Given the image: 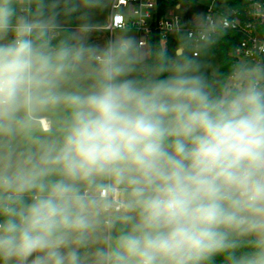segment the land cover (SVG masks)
<instances>
[{
	"label": "clouds",
	"instance_id": "clouds-1",
	"mask_svg": "<svg viewBox=\"0 0 264 264\" xmlns=\"http://www.w3.org/2000/svg\"><path fill=\"white\" fill-rule=\"evenodd\" d=\"M121 14L0 0V264H264V60L209 75L178 19L169 54Z\"/></svg>",
	"mask_w": 264,
	"mask_h": 264
},
{
	"label": "built area",
	"instance_id": "built-area-1",
	"mask_svg": "<svg viewBox=\"0 0 264 264\" xmlns=\"http://www.w3.org/2000/svg\"><path fill=\"white\" fill-rule=\"evenodd\" d=\"M159 1L113 0L112 3L122 14L118 20L112 17L110 23L116 28L127 27L136 31L139 35L138 41L142 46L148 47L152 40L168 44L175 39L174 34L170 33L167 28L178 19L184 26L185 34H192L191 41L203 42L201 30L196 29L194 24H186L182 15L178 13L172 15L161 13ZM176 6L177 3L174 4L175 9ZM179 7H182L181 3ZM219 14H226L230 21H235V25L226 30L231 33L229 55L235 49H240L244 56H249L251 54L249 50H253L255 59L264 60V0H244L242 6L239 7L216 2L206 7L204 16L215 18ZM193 54L199 55V51L194 49Z\"/></svg>",
	"mask_w": 264,
	"mask_h": 264
},
{
	"label": "rangeland",
	"instance_id": "rangeland-1",
	"mask_svg": "<svg viewBox=\"0 0 264 264\" xmlns=\"http://www.w3.org/2000/svg\"><path fill=\"white\" fill-rule=\"evenodd\" d=\"M219 0H192L190 2H187L185 0H180L179 2H181L182 7L179 9H175L174 8V3L175 1L173 0L169 6L166 7L165 9V13L168 15H172L174 13H178L180 15H182L184 22L188 25H192L193 24V20L194 17L200 16V15H204L205 14V9L208 5H212L216 2H218ZM111 10L109 9V13H105L103 15H100L97 17V20L101 23H103L107 17L108 14H110ZM105 38L104 40H102V43L107 40L111 33L110 32H100ZM131 35H133L135 38L137 37L136 34L134 32H130ZM101 35V36H102ZM176 39L172 40L167 48L169 51V54H172L175 47H176ZM192 43V51L194 49H197L199 51V55H204V60L205 63L208 65L206 71L209 75H211V73L214 70H219V60H218V54L216 49H214L212 46L207 48V49H203L200 47V45L203 42L200 43H195L193 41H191Z\"/></svg>",
	"mask_w": 264,
	"mask_h": 264
},
{
	"label": "trees",
	"instance_id": "trees-1",
	"mask_svg": "<svg viewBox=\"0 0 264 264\" xmlns=\"http://www.w3.org/2000/svg\"><path fill=\"white\" fill-rule=\"evenodd\" d=\"M173 0H160L159 1V7H160V12L165 13V9L167 6L170 5V3ZM175 3L179 2L180 0H174ZM187 2H190L192 0H185ZM244 0H219L217 3H225L230 6H235L239 7L242 6ZM264 30V26H263ZM231 37L230 32H225L223 36H221L218 40V44H215L212 46L214 49H216L217 54H218V60H219V71L222 73H226L229 69L230 64L233 62L234 57L229 55V49H230V43H229V38ZM159 42L152 40L151 45L155 46L158 45ZM220 259L218 258V264H220Z\"/></svg>",
	"mask_w": 264,
	"mask_h": 264
},
{
	"label": "crops",
	"instance_id": "crops-1",
	"mask_svg": "<svg viewBox=\"0 0 264 264\" xmlns=\"http://www.w3.org/2000/svg\"><path fill=\"white\" fill-rule=\"evenodd\" d=\"M112 2H113V0H112ZM179 3H181V2H177V6H176L177 8H176V9H179V8H180V7H179ZM174 4H175V3H174ZM181 5H182V4H181ZM110 10H111V9H110ZM130 32H134V33L136 34V36H137L136 39H137V40L139 39V35H138V33H137L136 31H134V30H130ZM101 35H102L101 33H96V34H94V36L92 37V42H93V43H100V44H102V40H104L105 37H104L103 35H102V36H101ZM172 40H175V39H172ZM172 40H171V41H172ZM171 41H170V42H171ZM170 42H169V43H170ZM169 43H168V44H169ZM168 44H166V47L168 46Z\"/></svg>",
	"mask_w": 264,
	"mask_h": 264
}]
</instances>
